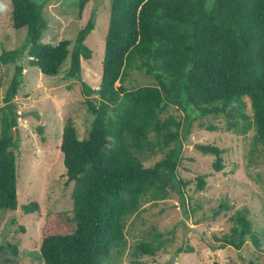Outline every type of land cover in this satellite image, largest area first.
Instances as JSON below:
<instances>
[{"label":"trees","instance_id":"obj_1","mask_svg":"<svg viewBox=\"0 0 264 264\" xmlns=\"http://www.w3.org/2000/svg\"><path fill=\"white\" fill-rule=\"evenodd\" d=\"M87 1L77 0L80 12ZM10 2L12 27H27L28 44L22 49L30 64L54 75L70 55L67 76L80 79L81 60L92 57L85 39L95 27V14L78 30L70 51L68 39L54 45L40 41L48 26L43 3ZM20 53L3 50L0 64L16 63ZM134 71L155 77V83L129 88ZM22 75V65L15 64L0 107V210L17 208L18 136L13 131L20 115L14 99ZM82 86L92 116L87 135L78 139L67 115L59 147L66 183H74L72 211L45 216L42 264H107L113 250L127 243L130 215L145 203L184 194L186 182L178 168L193 112L241 118L240 124L230 120L227 129L245 134L253 128V145L264 146V0H111L99 87ZM246 99L251 115L244 111ZM172 105L185 111L182 120L169 111ZM133 146L161 156L146 165ZM200 150L215 155L214 171L223 169L222 148L201 145ZM205 180L197 177L199 190ZM23 209L38 212L39 204L32 201ZM230 220L229 233L215 236L223 241L216 248L240 249L250 235L260 246L244 211H236ZM137 251L155 253L148 242L139 243ZM191 251L180 246L175 252ZM17 253L16 245L0 243V261L9 262L8 254ZM259 259L257 264H264V253Z\"/></svg>","mask_w":264,"mask_h":264},{"label":"rangeland","instance_id":"obj_2","mask_svg":"<svg viewBox=\"0 0 264 264\" xmlns=\"http://www.w3.org/2000/svg\"><path fill=\"white\" fill-rule=\"evenodd\" d=\"M43 3V16L47 29L42 43L56 44L70 40L74 46L78 30L95 14V27L85 39L92 50L89 60H81V78L68 77L70 55L54 75H46L30 64L27 50V27L14 29L10 0H0V54L3 50L21 51L16 63L0 64V107L14 72L15 64L23 67L22 83L15 96L19 113L17 134V208L0 210V243L14 244L17 255L8 254L9 262L0 264H42L39 257L42 228L48 213L64 211L71 214L74 183H66V173L60 143L64 119L70 115L78 139L87 135L92 116L84 103L83 83L99 87L105 36L108 28L111 0H88L80 12L77 0H36ZM211 0H209L210 2ZM155 77L134 71L127 80L129 88L155 83ZM245 113L251 115L246 99ZM169 111L181 120L185 111L180 106H170ZM29 113V114H26ZM188 140L183 141L182 159L178 168L186 182L183 195L174 193L169 199L145 203L127 218V243L113 250L107 264H257L264 253V146L253 145V128L245 134L227 129L229 121L241 123L227 114L200 116L193 112ZM42 129V133L38 128ZM44 137V140H42ZM201 145H216L223 149V169L214 171L215 155L205 154ZM138 156L152 164L160 153L146 147H131ZM206 176L202 190L197 188V177ZM39 204L38 212L26 213L29 202ZM220 204L225 207L221 208ZM244 211L252 223L253 237L247 236L240 249L215 240L229 233L230 217ZM148 242L155 253H140L137 246ZM193 251L176 254L178 247ZM212 246H215L212 248ZM215 249V250H213ZM191 250V249H190ZM118 252V253H117Z\"/></svg>","mask_w":264,"mask_h":264},{"label":"water","instance_id":"obj_3","mask_svg":"<svg viewBox=\"0 0 264 264\" xmlns=\"http://www.w3.org/2000/svg\"><path fill=\"white\" fill-rule=\"evenodd\" d=\"M26 114H29V113H26Z\"/></svg>","mask_w":264,"mask_h":264}]
</instances>
